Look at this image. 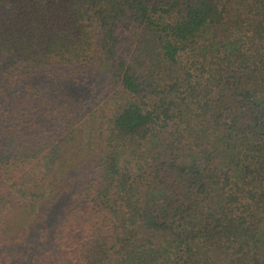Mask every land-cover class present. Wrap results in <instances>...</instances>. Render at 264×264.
Listing matches in <instances>:
<instances>
[{"label": "trees", "instance_id": "16d2710c", "mask_svg": "<svg viewBox=\"0 0 264 264\" xmlns=\"http://www.w3.org/2000/svg\"><path fill=\"white\" fill-rule=\"evenodd\" d=\"M0 264H264V0H0Z\"/></svg>", "mask_w": 264, "mask_h": 264}]
</instances>
